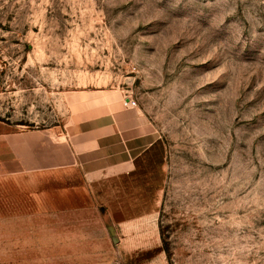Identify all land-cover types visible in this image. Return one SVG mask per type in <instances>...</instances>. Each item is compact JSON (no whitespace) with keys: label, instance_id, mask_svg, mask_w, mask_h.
<instances>
[{"label":"rangeland","instance_id":"374dc122","mask_svg":"<svg viewBox=\"0 0 264 264\" xmlns=\"http://www.w3.org/2000/svg\"><path fill=\"white\" fill-rule=\"evenodd\" d=\"M0 122L160 172L153 216L7 225L0 264H264V0H0Z\"/></svg>","mask_w":264,"mask_h":264},{"label":"crops","instance_id":"0c3cea01","mask_svg":"<svg viewBox=\"0 0 264 264\" xmlns=\"http://www.w3.org/2000/svg\"><path fill=\"white\" fill-rule=\"evenodd\" d=\"M124 132L112 126L101 139L117 133L118 141L104 146L99 138L61 140L42 131H10L0 122V228L90 208L121 222L156 214V195L146 196L157 190L146 185V175H154L156 184L160 174L150 150L154 142L145 145L138 138L133 148Z\"/></svg>","mask_w":264,"mask_h":264},{"label":"built area","instance_id":"2783aa9c","mask_svg":"<svg viewBox=\"0 0 264 264\" xmlns=\"http://www.w3.org/2000/svg\"><path fill=\"white\" fill-rule=\"evenodd\" d=\"M128 104H129L130 106H134V102H133V101H128Z\"/></svg>","mask_w":264,"mask_h":264}]
</instances>
